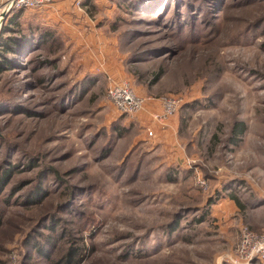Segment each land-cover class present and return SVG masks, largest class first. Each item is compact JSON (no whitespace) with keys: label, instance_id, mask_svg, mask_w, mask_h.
<instances>
[{"label":"rangeland","instance_id":"obj_1","mask_svg":"<svg viewBox=\"0 0 264 264\" xmlns=\"http://www.w3.org/2000/svg\"><path fill=\"white\" fill-rule=\"evenodd\" d=\"M193 1L182 30L118 0L14 11L55 42L0 74V264H264V0ZM113 84L146 107L121 114Z\"/></svg>","mask_w":264,"mask_h":264},{"label":"trees","instance_id":"obj_2","mask_svg":"<svg viewBox=\"0 0 264 264\" xmlns=\"http://www.w3.org/2000/svg\"><path fill=\"white\" fill-rule=\"evenodd\" d=\"M219 1L220 0H204V2L208 3V6L212 8L217 7ZM118 4L120 5L121 9H124V11L126 10L131 14L140 13L141 15H157L156 17L160 19V23L165 25L167 28L174 29L176 27L177 30H180L181 28L183 29L188 25H192V12L197 9H204L203 4H200L199 1L193 0H118ZM183 7L186 8L185 13L182 12ZM172 8V15L167 17L164 16V12ZM20 17V12L10 13L7 16V22L4 23L0 32V74L12 69L13 64H19L18 62L24 53H31L32 51L37 50L40 46H51L52 43L55 42V33L51 28H40L38 25H35L33 27H28L27 29L25 27L23 29V24L21 23L22 20ZM11 26L19 27V33L18 31L11 28ZM86 80L87 83L82 82L81 84H84L81 88H79V90L73 89L68 91L67 95H63L60 100V104L63 105V103L66 102L70 97L71 100L74 98L78 99L80 95L83 94V92H86L90 87H92V83L94 81L90 78ZM234 128L235 127H233L232 132H234ZM13 174V172L6 171L3 177L0 179L1 185L5 186L10 181V178L13 176ZM77 195H79V193ZM40 200L41 197L37 202ZM235 202L237 203L238 208L243 209L240 202L237 200ZM66 210L76 214V208H74L72 205H68ZM170 227L171 229L169 232L173 233L178 228V225L175 223ZM79 255L80 251L71 247L66 252L65 256L58 260V264H73L77 259L76 257Z\"/></svg>","mask_w":264,"mask_h":264},{"label":"built area","instance_id":"obj_3","mask_svg":"<svg viewBox=\"0 0 264 264\" xmlns=\"http://www.w3.org/2000/svg\"><path fill=\"white\" fill-rule=\"evenodd\" d=\"M76 6L79 5L80 0H70ZM53 0H0V32L7 16L14 11H34L36 9H44V7L51 4ZM109 98L114 107L124 115H135L144 109L145 100L136 96L128 87V85L113 84L109 88ZM179 100L176 98H163L161 102V112L152 115V120L161 123L167 121L173 116L178 109ZM147 134L153 137L151 129H147ZM264 248V244L260 249ZM259 249V250H260Z\"/></svg>","mask_w":264,"mask_h":264},{"label":"crops","instance_id":"obj_4","mask_svg":"<svg viewBox=\"0 0 264 264\" xmlns=\"http://www.w3.org/2000/svg\"><path fill=\"white\" fill-rule=\"evenodd\" d=\"M64 5H65V3H63V2H60V3H58V2H54V0H53V2L51 3V4H49L48 6H46V7H44V9H42L41 11H40V13H36V18L38 19H42V18H44L45 17V15H49V18H51V17H53V16H58V13H59V11L61 10V8H63L64 7ZM44 12V15H43V12ZM35 16L34 15V12L33 13H30L29 15L27 14V13H23V16L22 17H20V18H22V19H27V16ZM31 20V19H30ZM151 106V105H150ZM144 107H146V106H144ZM156 108V106H154V105H152L151 107H147L146 109H145V111L146 112H148L150 115H153V114H155V113H159V112H153V110L152 109H155ZM161 109H162V107H161ZM172 117V116H171ZM151 125V124H150ZM153 125V124H152ZM151 125V126H152ZM151 126H148V127H146V130L149 128V129H151L152 127ZM154 129V128H153ZM162 129V128H161ZM160 128H158L157 126L155 127V131H156V133H155V136L157 135V133H158V131L159 130H161ZM147 132V131H146ZM153 136H154V134H153ZM154 136V137H155ZM224 203H226V202H224ZM224 215H226V213L224 214ZM221 215H219L218 217H220Z\"/></svg>","mask_w":264,"mask_h":264}]
</instances>
